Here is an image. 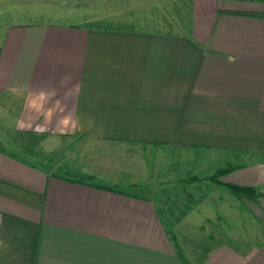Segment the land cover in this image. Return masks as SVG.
I'll list each match as a JSON object with an SVG mask.
<instances>
[{"label": "crops", "instance_id": "crops-1", "mask_svg": "<svg viewBox=\"0 0 264 264\" xmlns=\"http://www.w3.org/2000/svg\"><path fill=\"white\" fill-rule=\"evenodd\" d=\"M0 34V111L21 136L0 138V264H264V0H190L180 33Z\"/></svg>", "mask_w": 264, "mask_h": 264}, {"label": "rangeland", "instance_id": "rangeland-1", "mask_svg": "<svg viewBox=\"0 0 264 264\" xmlns=\"http://www.w3.org/2000/svg\"><path fill=\"white\" fill-rule=\"evenodd\" d=\"M190 0H0V26L31 22H86L93 27H120L180 33L188 19ZM148 26V27H147ZM1 37V34H0ZM3 100H6L3 99ZM8 100V99H7ZM6 100V101H7ZM6 103V102H5ZM4 104V101L2 102ZM1 110V100H0ZM12 112L0 111V138L19 139ZM178 156L170 153L169 158ZM22 157V156H21ZM29 160L27 156H23ZM47 167V166H46ZM159 163H152L153 173ZM183 173L186 167L174 166ZM51 170V166L47 167ZM177 174V172H175ZM158 175L157 177H159ZM192 179H190L191 181ZM197 181H200L196 179ZM202 180V179H201ZM167 186H164L166 188ZM172 187V186H171ZM177 187V186H175ZM186 191L193 187L179 186ZM168 188V187H167ZM179 201L183 194L180 195ZM192 199V194L189 195ZM175 212V210H173ZM176 213V212H175Z\"/></svg>", "mask_w": 264, "mask_h": 264}, {"label": "clouds", "instance_id": "clouds-1", "mask_svg": "<svg viewBox=\"0 0 264 264\" xmlns=\"http://www.w3.org/2000/svg\"><path fill=\"white\" fill-rule=\"evenodd\" d=\"M55 96V93H46L41 91L38 95L35 96V98L31 99L28 102V107L30 109H36V110H43L44 109V102L50 101L52 97ZM56 109L49 108L47 111V118L51 119V117L54 115L55 111H60L61 113L64 111L63 109H59V101H56ZM61 125L67 127L71 123V117L70 116H64L60 120ZM74 127V125H73Z\"/></svg>", "mask_w": 264, "mask_h": 264}, {"label": "trees", "instance_id": "trees-1", "mask_svg": "<svg viewBox=\"0 0 264 264\" xmlns=\"http://www.w3.org/2000/svg\"><path fill=\"white\" fill-rule=\"evenodd\" d=\"M227 172H229V169H226V170H222V171H219L217 174L211 176V177H207L206 180H210V181H213V182H220L219 181V177L221 175H224L226 174ZM91 179V178H90ZM228 187L233 191V193L237 196V197H242V196H248V197H252V195H256V191L252 188H245V187H238V186H235V185H228ZM102 189H106V190H115V188L113 187H101Z\"/></svg>", "mask_w": 264, "mask_h": 264}]
</instances>
